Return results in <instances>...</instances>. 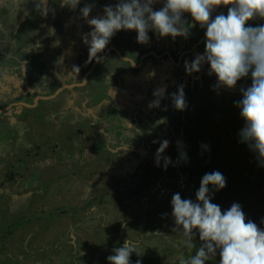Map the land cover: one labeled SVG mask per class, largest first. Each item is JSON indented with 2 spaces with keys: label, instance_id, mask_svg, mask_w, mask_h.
Segmentation results:
<instances>
[{
  "label": "rangeland",
  "instance_id": "374dc122",
  "mask_svg": "<svg viewBox=\"0 0 264 264\" xmlns=\"http://www.w3.org/2000/svg\"><path fill=\"white\" fill-rule=\"evenodd\" d=\"M93 2L89 18L102 15V6L116 0H81L75 10L61 7L59 0H0V109L19 100L33 103L38 95L83 81L95 59L89 60L81 42L89 25L79 18V8ZM222 12L227 6H218L211 16ZM261 23L252 19L246 26ZM190 32L188 39L175 41L149 33L150 42L142 45L134 30H121L97 56L115 46L134 62L149 51H167L176 61L204 35L198 26ZM203 50L204 41L177 66L166 55L148 54L137 67L112 51L83 86L40 100L34 110L2 111L0 264H108L106 257L125 239L139 243L142 255L132 253L133 264L137 259L180 264L195 248L185 246L182 232L171 231V196L178 192L194 200L200 178L213 170L226 177V186L211 202L222 211L237 202L247 219L264 227V167L237 142L244 122L233 104L250 78L217 94L207 64L191 76L184 72V61ZM150 70L155 76L147 79ZM180 83L186 110H175L170 98L148 109L155 88L166 84L168 97ZM19 123L30 128L31 141L18 139ZM163 139L169 141L164 155L173 161L176 141H182L188 162L170 164L166 171L156 167L154 153ZM202 143L208 151H202ZM16 146L24 151L21 157L12 156Z\"/></svg>",
  "mask_w": 264,
  "mask_h": 264
},
{
  "label": "clouds",
  "instance_id": "9594fccd",
  "mask_svg": "<svg viewBox=\"0 0 264 264\" xmlns=\"http://www.w3.org/2000/svg\"><path fill=\"white\" fill-rule=\"evenodd\" d=\"M80 3L81 0H59L61 7L72 10ZM156 4L162 6L154 9ZM218 6H227L226 14L222 12L212 17L211 13ZM94 7L93 2L79 8V18L89 25V31L81 34L89 60L99 59L97 54L121 30H134L136 42L147 45L151 39L149 33L157 40L170 37L175 41L177 36L188 39L193 27L203 29L204 50L190 61H184V72L191 76L207 64L206 74L215 76L216 82L211 87L217 94L221 88L231 89L242 78H250V85L239 89L241 99L233 102L244 122L238 130L237 142L245 144L257 165L264 167V23L246 26L249 20H264V0H116L114 4L102 6V15L89 18ZM165 55L170 60L169 53L162 56ZM170 61L173 65L179 64ZM154 76L155 70L146 74L147 79ZM184 88L183 83L176 85V91L169 93L168 97L165 96L166 84L155 88L152 92L154 99L147 104L148 109L160 107L162 99L170 98L175 110H186L188 103ZM158 143L153 161L156 167L166 171L170 164L175 167L188 162L182 141H176L178 158L175 161L164 155L169 141L163 139ZM200 148L208 151L209 145L202 143ZM225 186L226 177L213 170L200 178L194 200L182 199L178 192L171 196V231L182 232L185 246L195 248L194 254L182 259L180 264H206L207 261L214 264H264V227H258L253 220L247 219L237 202L223 211L218 204L211 202L214 192ZM260 224L264 225V219ZM197 240L198 245L193 243ZM138 248L137 241L125 239L121 246L112 250L106 261L108 264H133L131 254L142 255ZM134 264H142V261L137 259Z\"/></svg>",
  "mask_w": 264,
  "mask_h": 264
},
{
  "label": "water",
  "instance_id": "95a60500",
  "mask_svg": "<svg viewBox=\"0 0 264 264\" xmlns=\"http://www.w3.org/2000/svg\"><path fill=\"white\" fill-rule=\"evenodd\" d=\"M203 40H204V36H202V37L200 38V40L198 41V43H201ZM198 43H197V44H198ZM197 44H195L191 49H186V50H184V51L182 52V54H181V56H180L178 62H175L171 57H170V60H172V62L175 63V64L180 63L179 61H180L181 57H182L183 55H185L186 53L191 52V51L193 50V48L196 47ZM112 50H114L120 58H122V59H124V60H128V61L131 62L133 65H135L134 61H133L131 58L126 57V56H123L122 53H121L117 48H115V47H109V48H108L103 54H101V55L99 56V59H95V60H94V62H93V64H92L91 68L85 73V75H84V79H83L82 82H77V83H72V84H64V85L60 86V87H59V88H58L53 94H51V95H43V96H42V95H38L37 98L34 99L33 103H26V102H12V103H10L8 106H6V107H4L2 110H0V114L2 113V111H4V110H8V108H12L13 106L34 107V106H36V103H37L38 100H40V99H41V100L52 99V98H55V97H56L61 91H63L64 89H67V88H73V87H76V86H83V85L87 82L89 74H90V73L92 72V70L95 68V66L97 65V63H98L100 60H102L106 55H108V53L111 52ZM148 54H152V55H154V56L161 57L162 55L167 54V52H164V53H162V54H157L155 51H150L149 53L146 52V53H144V54L142 55V57H141V61H140V63H139L138 66H140V65L142 64V60H143V58H144L146 55H148Z\"/></svg>",
  "mask_w": 264,
  "mask_h": 264
},
{
  "label": "crops",
  "instance_id": "0c3cea01",
  "mask_svg": "<svg viewBox=\"0 0 264 264\" xmlns=\"http://www.w3.org/2000/svg\"><path fill=\"white\" fill-rule=\"evenodd\" d=\"M43 96V95H42ZM35 98H37V96L35 97ZM41 100V99H40ZM40 100H38V102L36 103V106H37V104L39 103V101ZM16 102H24V101H16ZM36 106H34V107H26V106H15V108H18V109H21L22 111H26V110H34L35 109V107ZM14 107H12V108H8V109H13ZM3 109V108H2ZM2 109H0V110H2ZM26 109V110H25ZM21 123H19V125H18V127L16 128V132L19 134V136L20 137H22V138H18V139H21V141H22V139H24V142L25 141H29V139H30V141H31V130H30V128L29 127H27V125L24 123V124H22V126L20 125ZM13 130H14V128H10V133H12L13 132ZM28 133H30V134H28ZM39 135H40V133H38ZM5 135V134H4ZM4 137V136H3ZM1 142H5V139H3V140H1L0 141V143ZM6 147V144L4 145V148ZM18 152V157H21L20 156V154H22L24 151H22L21 149H20V147H18V146H16V147H14L13 148V151H12V156H16V153ZM12 159H13V157H12Z\"/></svg>",
  "mask_w": 264,
  "mask_h": 264
},
{
  "label": "flooded vegetation",
  "instance_id": "af4514ba",
  "mask_svg": "<svg viewBox=\"0 0 264 264\" xmlns=\"http://www.w3.org/2000/svg\"><path fill=\"white\" fill-rule=\"evenodd\" d=\"M14 33V32H13ZM204 36V35H203ZM197 43V42H196ZM110 47H115V46H110ZM109 48V47H108ZM107 48V49H108ZM115 48H117V47H115ZM118 49V48H117ZM119 50V49H118ZM113 52H115L114 50H112ZM111 51V52H112ZM120 51V50H119ZM121 52V51H120ZM110 53V52H109ZM108 53V54H109ZM116 53V52H115ZM122 53V52H121ZM117 54V53H116ZM123 55V54H122ZM118 56V55H117ZM123 56H125V55H123ZM166 56H168V55H166ZM119 57V56H118ZM126 57H129V56H126ZM142 57V56H141ZM141 57L138 59V61L137 62H134L135 63V65H133L131 62H129L128 60H124V61H126V62H128V63H130V65L131 66H133V67H137L138 65H139V63H140V61H141ZM120 58V57H119ZM130 58V57H129ZM120 59H122V58H120ZM132 59V58H131ZM133 60V59H132ZM144 60V59H143ZM143 60H142V63H143ZM134 61V60H133ZM91 68V67H90ZM93 71V70H92Z\"/></svg>",
  "mask_w": 264,
  "mask_h": 264
},
{
  "label": "trees",
  "instance_id": "16d2710c",
  "mask_svg": "<svg viewBox=\"0 0 264 264\" xmlns=\"http://www.w3.org/2000/svg\"><path fill=\"white\" fill-rule=\"evenodd\" d=\"M186 255H187V253H186Z\"/></svg>",
  "mask_w": 264,
  "mask_h": 264
}]
</instances>
